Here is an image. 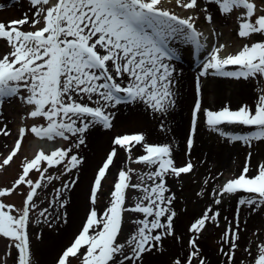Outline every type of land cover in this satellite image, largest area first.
Returning a JSON list of instances; mask_svg holds the SVG:
<instances>
[{"label": "snow or ice", "instance_id": "snow-or-ice-1", "mask_svg": "<svg viewBox=\"0 0 264 264\" xmlns=\"http://www.w3.org/2000/svg\"><path fill=\"white\" fill-rule=\"evenodd\" d=\"M175 2L185 9L200 8L198 0ZM259 2L262 6L258 8L256 0H209L220 16L228 17L238 10L236 35L252 42L227 55H221L224 44L212 47L196 78L197 98L186 138L189 153L201 114L208 128L230 143L242 142L251 148L254 141L264 142V87L259 88L254 106L241 104L232 109L225 104L213 110L203 107L200 98V77L212 75L237 81L264 78V0ZM27 3L30 14L0 21V41L8 49L0 53V107L18 98L29 106V118L46 122L33 125L29 130L32 134L48 141L59 138L69 143L50 153L36 152L34 158L23 162L22 172L12 186L0 188V198H6L19 187H28L22 207L0 199V240L5 244L0 252V264H9L8 257L11 264H36L33 237L41 240L42 236L32 232L33 213L37 225L52 228L60 221L67 223L66 212L53 216L49 209L54 203H59L61 209L65 207L68 201L64 196L77 180L63 181L47 208L39 207L38 190L61 180V175L70 176L82 165L83 158L76 151L86 144L92 129L113 127L112 109L122 104L142 103L154 115L163 116L175 107L177 77L171 61L177 57V50L169 42L179 39L197 50L204 48L200 39L204 34L197 30L196 20L162 8L161 0H27ZM203 12L205 21L213 23V14L207 7ZM25 26L34 30H23ZM211 31L217 35L215 29ZM254 36L260 39L253 40ZM229 66H234V70H229ZM227 126L254 130L239 134L226 131ZM160 128L165 130L163 123ZM25 132L24 127L19 129V138L0 168L9 165L16 156ZM0 133L9 134L4 128H0ZM111 145L90 188L92 205L97 202L102 180L118 157V150H123L132 163L144 165L149 171L138 176V183H133L135 169L121 168L109 205L102 213L94 206L89 209L74 239L57 254L55 264H71L72 259L79 264H145L146 256L166 254L168 239L178 243L182 251L170 256L167 264H209L200 240L210 226L220 227L221 213L219 208L213 210V205H221L225 197L247 193V197L239 196L233 221L224 218L227 227L220 236L219 253L226 257L224 264H236L241 212L244 207L253 213L258 209L264 212V162L252 169L249 152L240 174L212 189V204L190 222L185 243L183 236L177 235V212L173 207L176 196L168 194L171 190L167 178L179 179L191 174L194 164L189 160L177 166L172 145L148 143L144 133L117 135ZM138 146L144 154L133 159V150ZM59 166L63 167L61 175L49 174L50 169ZM33 171L39 174L35 181L30 178ZM129 190L140 193L130 206ZM196 195L207 193L201 188ZM126 213L141 214L142 218L132 221L136 227L121 243ZM244 252L249 264H264V241L256 244L255 254L250 248Z\"/></svg>", "mask_w": 264, "mask_h": 264}, {"label": "rangeland", "instance_id": "rangeland-1", "mask_svg": "<svg viewBox=\"0 0 264 264\" xmlns=\"http://www.w3.org/2000/svg\"><path fill=\"white\" fill-rule=\"evenodd\" d=\"M182 2L186 3L187 1L182 0ZM198 2L200 4L199 9H185L177 5L175 0H161V7L166 8L177 16H192L196 20L197 30L204 34V36L200 38L201 43L204 44V48L200 50H197L194 45L185 43L179 39L169 42L170 46L177 50V57L171 61L176 70L175 75L177 78L181 77L182 79H185L188 76L192 77L193 71L201 72L202 65L209 57L213 46L218 47L219 45L224 44L225 48L222 50L221 55H227L234 54L245 43L252 42L236 35L238 29V10L234 11L228 17H223L218 14L215 6L209 3V0H198ZM256 2L258 8L262 6L260 5L259 0H256ZM0 5L4 6L0 8V21L19 19L26 12L30 14V6L27 3V0H0ZM205 7H207L208 11L213 14L214 22L211 24L204 20L203 9ZM201 19H203V21ZM212 29H215L217 35H212ZM23 30L34 29H32L31 26H25ZM204 37H207V39L205 40ZM258 39H260L259 36L253 37V40ZM7 50L4 42L0 41V53L6 52ZM179 67L182 68V70ZM229 70H234V66H229ZM209 77L210 75L200 77L201 86H203V83L206 82ZM196 78L197 77L191 79L193 80L189 84L191 90L188 89L187 85L182 86L179 79H177L174 89L177 93L175 107L172 108L168 114L163 116L160 114L154 115L151 111L147 110L142 103L131 105L122 104L117 108L112 109L111 111L115 113L113 127L107 130L101 127L92 129L88 134L86 144L76 151L75 154H78L83 158L81 166L73 170L70 176L67 174L61 175L63 173L62 166L49 170V174L61 175V180H54L46 188L38 190L39 194L37 203L40 208H47L49 201L54 200L56 196L55 189L62 187L63 181L76 179L77 183L72 187L71 191L65 194L64 198L67 199L68 203L63 209L59 207V203H54L53 207L49 209L53 216H55L57 212H60L61 215L66 212L67 223L60 221L52 228H48L43 224H35L36 213L32 214V232L34 234H41L42 236L41 240H35L33 237L32 252L35 250V247L37 250L42 248L47 255V258L45 259H37L33 257L36 264H55L57 254L67 246L72 239H74V235L77 234L78 230L82 227L89 209L94 206L98 212H103V210L109 205L110 193L113 190V185L121 168L132 167L135 169V172L132 175L133 183H138V176L149 171L144 165L132 163L123 150H118L119 158L117 157L118 160L117 158L115 159L113 166H110V170L102 180V187L98 193L96 204H91L89 199L90 188L96 172L99 167L102 166L107 153L111 150V140L117 135L143 133L145 129L142 124L145 123L151 124L154 130L153 133H149V136L145 135L146 141L151 144L170 143L174 149V159L177 166H182L189 160L194 166L196 164L200 165L194 176L191 174H193L195 170H193L191 174L182 175L179 179L173 177L167 178V185L171 190L168 194L175 193L176 196L173 207L177 212V235L183 236L184 242L186 243L189 235L187 233L188 225L194 218L198 217L209 204H212L211 201H208L207 195L197 196L196 193L200 192L201 188H204L207 194L211 193L213 188L221 185L227 179L238 176L243 168H239V165L235 167L233 165L234 162H232L233 160H231V167L217 169L220 156L226 151V149H224L226 143L220 135H217V140H214V142L213 138L209 141V132L206 124L203 122L202 114L198 130L194 137V146L190 153L188 152L186 138L190 130L191 109L197 98L195 89ZM212 78L211 84H217L218 82V85L222 89L219 93L217 92L219 94L218 100H216L218 103H212L216 98L214 97L215 93L213 94V91L208 90V95H206V92L202 90V87L200 98L203 107L206 108L209 105V108L213 110H218L225 104L229 105L232 109L238 108L241 104L254 106L259 88L264 87V78L252 79L250 81H237L232 78L215 76H212ZM224 89L227 91V93H225L226 95L224 94ZM206 102H208V104H206ZM28 110L29 106L23 105L18 98L10 103H5L0 107V128H4L9 133L7 136L0 133V139L2 140V145L0 146V164H2L3 159L15 146V141L19 138V129L21 127L26 129L25 136L21 142V148L16 156L9 165L0 168V188L11 187L22 172L21 165L23 162L34 158V151L31 150L29 144L37 137L29 130L33 125H45L46 122L41 118H29L27 116ZM161 123L164 124V131H161ZM177 124L180 125L179 129H175V125ZM231 127L240 128V134L254 130L247 127ZM103 140L105 146L94 154L93 151L98 148V146L100 147ZM205 141L208 142L206 145ZM53 142L52 147L54 148L66 147L69 143L60 140L59 138ZM212 143L214 146L211 145ZM235 143L238 148L237 154L240 157L245 158L249 152L252 153V158L254 160V163L251 165L252 169H255L258 163L264 162V157L261 158L256 152V150H259V152H262L264 155V142L254 141L251 148L245 146L242 142ZM208 146H210V148H208L209 150H205L204 147ZM142 154H144L142 147H139V149L137 147V149L133 150L132 158L135 159V157ZM230 158L231 152L229 154V160ZM237 163L238 161L236 159V164ZM244 163L245 161L243 162V165ZM252 174H255V172L253 171ZM38 175L39 174L36 171H33L30 173V178L35 181L38 178ZM205 181L208 182L207 185H205ZM27 191V186H21L13 195L0 199H3L5 203L14 204L19 208L22 207V202ZM79 191L81 195H79ZM139 195L140 193L138 191L129 190L128 205L130 206L134 204V198ZM248 195L249 194L245 193L244 196L247 197ZM77 196H80L84 200L83 206L80 209H77L75 204ZM237 201L238 200H233L229 203H221L219 206L213 205V210L219 208L221 213L220 227L210 226L200 240L201 249L209 261V264H224V261L226 260V257L219 253L220 236L227 227V222L224 218L227 217L228 221H233ZM73 215L74 217L72 218ZM140 218H142L141 214H125L123 233L120 237L121 243H123L127 236L135 229L136 226L132 221ZM240 220V248L236 251L235 261L236 264H240L242 260L244 261V264H249V258H247L244 249L250 248L253 251V254H255L256 244L260 241H264V212H261L258 209L257 212L253 213L250 212L247 207H244V210L240 214ZM165 248L166 254L163 256L159 254L150 257L146 256L145 264H167L170 256L182 251L180 245L171 241V239L165 241ZM4 249L5 244L3 240H0V252ZM8 259L9 264H11V257H8ZM71 264H79V261L72 259Z\"/></svg>", "mask_w": 264, "mask_h": 264}, {"label": "bare ground", "instance_id": "bare-ground-1", "mask_svg": "<svg viewBox=\"0 0 264 264\" xmlns=\"http://www.w3.org/2000/svg\"><path fill=\"white\" fill-rule=\"evenodd\" d=\"M187 1V0H186ZM202 21H203V19H201ZM205 20V19H204ZM186 63V62H185ZM187 64V63H186ZM179 66H182V65H179ZM180 68V67H179ZM181 70H182V68H180ZM180 73H182L181 71H179ZM199 73L200 72H198V71H193V75H192V77H187V78H185V79H182L181 77H179V78H177V79H179V81H180V84L183 86V85H187V87H188V89L189 90H191V88H190V86H189V84L193 81V80H191V79H193V78H195V77H198L199 76ZM209 76V75H208ZM211 78V79H210ZM212 76L210 75V77H209V79H207V81L206 82H204L203 83V86H201L202 87V90H204V92H206V95H208L207 94V92H208V90H210V91H213V94L215 93V95H214V97H216L214 100V102H212V103H218L216 100H218V96H219V92L220 91H222V89H221V87L218 85L219 83L217 82V84L215 83V84H211V81H212ZM184 81H185V83H184ZM209 85V86H208ZM224 91V94L225 93H227V91H226V89H224L223 90ZM218 92V93H217ZM226 95V94H225ZM228 98H229V96H228ZM230 99V98H229ZM208 101V100H207ZM220 103V102H219ZM206 104H208V102H206ZM206 108H209V105L206 107ZM203 122H204V119H203ZM142 126L144 127V129H145V131H143V133L145 134V135H148L149 136V133H153V127H152V125L151 124H149V123H145V124H142ZM179 124H177V125H175V129H179ZM207 126V125H206ZM240 128H238V127H231V126H227L226 128H225V130L226 131H230V132H235V133H239L240 134V130H239ZM207 130H208V132H209V141H211V139L213 138V142H214V140H217V135H219L218 133H216V132H213L212 130H210L209 128H208V126H207ZM212 131V132H211ZM223 138V141L226 143V146H225V148L224 149H226V151L220 156V159H219V163H218V165H217V169H219V168H225V167H231V160H233L232 162H234L233 163V165L235 166V167H237L238 165H239V168H242L243 167V162L246 160V158L247 157H240L238 154H237V145H236V143L235 142H232V143H230V142H228V140L226 139V138H224V137H222ZM208 141V140H207ZM207 141H205V145L208 143ZM46 144V142H43V144H41V141H39L38 139H34V140H32L31 142H30V144H29V146H30V148H31V150H37L38 148H42L43 149V146H45V148L44 149H48L47 148V146L49 145V143L47 144V145H45ZM2 145V140L0 139V146ZM43 145V146H42ZM211 145H213V143L211 144ZM105 146V142H104V140L102 141V143L100 144V147L98 146V148H94L95 150L93 151L94 152V154L98 151V150H101L102 149V147H104ZM214 146V145H213ZM208 148H210V146H208V147H204V149L205 150H207ZM135 149H137V147L135 148ZM138 149H139V146H138ZM209 150V149H208ZM92 152V153H93ZM195 152V151H194ZM230 152H231V158H230V160H229V154H230ZM256 152H257V154H259L260 155V157L261 158H263L264 157V155H263V153L261 152H259V150H256ZM234 155V156H233ZM238 155V156H237ZM119 158V157H118ZM118 158H117V160H118ZM236 159H237V161H238V163L236 164ZM251 165H252V163H254V160H253V158L251 157ZM195 168H194V173L193 174H191L192 176H194V174L196 173V171L199 169V167H200V165L199 164H196L195 166H194ZM196 178V177H195ZM245 195V193H240V194H238L237 196H233V197H225L223 200H222V203H229L230 201H233V200H238L239 199V196L240 195ZM79 195H81V193H80V191H79ZM243 195V196H244ZM207 198H208V201H211L212 202V199H213V197H212V195H211V193H208L207 194ZM83 203H84V200L80 197V196H77V201L75 202V204H76V208L77 209H80L82 206H83ZM74 217V215L72 216V218ZM33 257L34 258H37V259H45V258H47V255H46V252L42 249V248H40V250H37L36 249V247H35V250L33 251Z\"/></svg>", "mask_w": 264, "mask_h": 264}]
</instances>
